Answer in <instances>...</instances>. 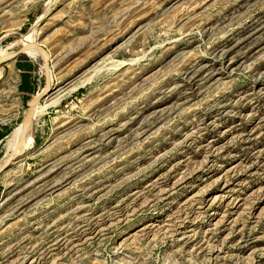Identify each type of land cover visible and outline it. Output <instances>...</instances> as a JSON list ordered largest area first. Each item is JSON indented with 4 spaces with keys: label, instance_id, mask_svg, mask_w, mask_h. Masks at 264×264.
<instances>
[{
    "label": "rangeland",
    "instance_id": "rangeland-1",
    "mask_svg": "<svg viewBox=\"0 0 264 264\" xmlns=\"http://www.w3.org/2000/svg\"><path fill=\"white\" fill-rule=\"evenodd\" d=\"M27 36L62 95L0 173V264H264V0H0Z\"/></svg>",
    "mask_w": 264,
    "mask_h": 264
},
{
    "label": "water",
    "instance_id": "water-1",
    "mask_svg": "<svg viewBox=\"0 0 264 264\" xmlns=\"http://www.w3.org/2000/svg\"><path fill=\"white\" fill-rule=\"evenodd\" d=\"M39 56H41V61H42V70H43V86L42 88L35 93L34 95L30 96L26 101H25V110L22 115V118L20 120V130H19V136L16 142L17 148H21L24 143V136L27 131L30 129L31 125V120L33 117V104L35 102H38L39 100L47 97L54 89V86H50L49 82V64L47 62L48 60V55L46 51L40 47L39 45L36 44V42H32L29 45ZM24 49L25 46L23 44L20 45L19 48H17L15 51L8 53L6 56H1L0 57V74L2 72L3 66L2 64L6 62L7 60L13 59L19 54H24ZM17 151H14L9 157H7L4 161L1 162L0 164V173L5 170L8 165L13 162L14 160L17 159L18 154L16 153Z\"/></svg>",
    "mask_w": 264,
    "mask_h": 264
},
{
    "label": "bare ground",
    "instance_id": "bare-ground-1",
    "mask_svg": "<svg viewBox=\"0 0 264 264\" xmlns=\"http://www.w3.org/2000/svg\"><path fill=\"white\" fill-rule=\"evenodd\" d=\"M34 42L31 36H27L24 37L22 40L23 45L25 46L24 49V54H26L27 56H31L33 58L35 57H41L39 56L29 45ZM8 53L6 52H0V57L1 56H6ZM50 73V70H49ZM62 95V94H61ZM61 95H57L55 97H52L51 99L48 100V96L39 100L38 102H35L33 104V117L35 115L38 114H42L45 112V110L49 107V106H53L56 105L58 103V101L60 100ZM44 99H46L43 103H40L41 101H43ZM19 130H20V124H18L11 132L10 134L7 136L6 138V142H5V152H4V157L3 160L0 161V164L2 161H4L7 157H9L12 153H14V151H17L16 153L19 155H21V153L24 152V150H27L31 147L32 144V136H31V131H27L25 133L24 136V143L23 146L21 148H17L16 142L19 136ZM17 156V157H18Z\"/></svg>",
    "mask_w": 264,
    "mask_h": 264
},
{
    "label": "crops",
    "instance_id": "crops-1",
    "mask_svg": "<svg viewBox=\"0 0 264 264\" xmlns=\"http://www.w3.org/2000/svg\"><path fill=\"white\" fill-rule=\"evenodd\" d=\"M9 64L12 66L11 70H13L15 77H16L17 94L22 98L23 96L30 94V92L31 94L35 92L36 86H35L34 79H33V72H34L35 66L31 62V60L27 58L26 56L19 54L13 59H10L4 62L2 64L3 69L0 74V77L2 80L5 79L6 73L7 71H9V68H7ZM29 68H31V70H28L29 76L26 77L25 79L22 76L24 72L23 69H29Z\"/></svg>",
    "mask_w": 264,
    "mask_h": 264
},
{
    "label": "trees",
    "instance_id": "trees-1",
    "mask_svg": "<svg viewBox=\"0 0 264 264\" xmlns=\"http://www.w3.org/2000/svg\"><path fill=\"white\" fill-rule=\"evenodd\" d=\"M26 55V54H25ZM28 70H31V68H29V69H23V78H25L26 79V77H28L29 76V73H28ZM25 76V77H24ZM22 80V79H21ZM80 91V89L78 90V92ZM30 94H31V92H30ZM30 94H27V95H25V96H23L22 98H24V102L29 98V96H30ZM3 135H4V133H2V132H0V139L3 137Z\"/></svg>",
    "mask_w": 264,
    "mask_h": 264
}]
</instances>
